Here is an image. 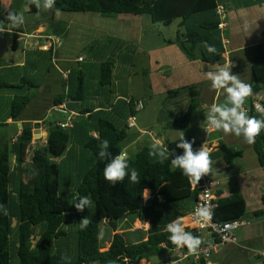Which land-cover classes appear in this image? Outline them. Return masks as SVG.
<instances>
[{
    "label": "crops",
    "instance_id": "0c3cea01",
    "mask_svg": "<svg viewBox=\"0 0 264 264\" xmlns=\"http://www.w3.org/2000/svg\"><path fill=\"white\" fill-rule=\"evenodd\" d=\"M18 3L21 4L9 0L8 8L4 11V1L1 0L0 14L3 17L7 19L8 13L14 11L22 14L25 22L19 29L14 28L12 33H0V46L12 52L9 57H5V51L0 50V86H18L23 79L35 85L30 78L23 76V70L28 66L39 70L31 79L36 76L40 79L36 88L24 92L29 95L30 103L18 121L8 119L10 106L7 98L10 96L0 92V121L8 119L9 126L6 128L14 129L11 143L17 140L23 129L30 128L34 135L35 124L41 125V138L32 140L30 154L33 157L36 152L47 147L51 126H60L68 119L72 120V126L67 128L72 130L67 152L53 162L65 174H69L64 193L73 196L74 203L77 180H82L94 164L92 153L85 148L90 127L89 115L109 120L119 129L125 130L127 137L122 142L123 151L127 156H133L147 143L151 149L157 142L164 147L168 141H176L182 136L180 129L170 126L189 107L188 92L173 95L179 89L195 86L207 111L213 103L222 104L225 101L223 90L219 94L213 90L206 76L207 72L215 71L217 64L207 63L202 58L191 60L178 44L170 42L178 32H186L180 19L173 22L180 28L175 32V38L166 40L164 37L148 36L158 24L153 22L150 15L119 14L106 17L93 12L60 11L61 15L57 16L55 7L45 8L46 0H39L40 9H36L35 2L31 0ZM223 4L228 9L223 19L225 60L220 66L227 65L232 74L239 76L252 88L253 57L264 40V0H239L232 3L227 0ZM0 22V26L5 29L11 23ZM171 25L165 27L170 28ZM48 35L60 40L55 54L42 49L43 38ZM79 58H83V61L79 62ZM106 62L113 63L112 83L107 86L100 79L101 66ZM79 78L84 83L83 100L74 102L69 99L57 105L55 101L66 91L68 82L71 92L77 94ZM137 101H142L144 108L138 114L137 127L129 129L127 120L134 113ZM157 101L160 103L156 105ZM263 102L264 90L252 93L247 97L244 109L250 117L264 119V110L255 108L257 104L263 106ZM167 104L170 109L166 118H163ZM153 108H158L154 117ZM3 113L6 115L4 119L1 116ZM156 126L162 127V131L157 132L154 129ZM203 126L206 131L207 124ZM2 130L0 145H4L9 137ZM205 134L202 136L203 141ZM92 135L98 136L97 132ZM206 145L211 160L210 176L217 183L214 189L217 205L244 200L247 212L242 219L249 222L237 230V242L219 246L207 264H252V258H258L253 251L264 249V166L261 158L255 150V143L247 144L243 137L226 135L222 131L211 132ZM228 155L229 159H226ZM38 172L32 161L22 163L16 178L30 183ZM183 189L192 193L196 191V186L193 187L188 181ZM148 193L145 200L151 197V192ZM259 211H263V214H257ZM138 222L142 224L141 228L136 227ZM183 225L184 229H191L189 215L183 219ZM122 226L124 228L120 232L130 233L140 229L146 232L150 227L139 220L133 224L126 220L119 230ZM197 236L201 240L207 237L205 233ZM109 247L110 242L107 249ZM164 253L167 258L162 264L171 254L170 250ZM260 261L264 264V259L260 258ZM141 263L150 264L147 260Z\"/></svg>",
    "mask_w": 264,
    "mask_h": 264
},
{
    "label": "trees",
    "instance_id": "16d2710c",
    "mask_svg": "<svg viewBox=\"0 0 264 264\" xmlns=\"http://www.w3.org/2000/svg\"><path fill=\"white\" fill-rule=\"evenodd\" d=\"M223 1L55 0L54 7L55 10L64 12H93L106 17L119 14L150 15L154 23L165 25L181 19L186 32H178L170 42L178 44L191 60L202 58L207 63L222 65L225 60L224 29L219 28L223 20L217 11L222 6L227 13L228 8ZM0 21L8 20L0 14ZM206 45L214 47L216 51L208 52ZM112 78L113 63H103L101 83L110 85ZM69 81H72L71 77ZM70 82L66 84L63 95L56 99L57 105L69 99L74 102L83 100L82 78L78 79L76 95L70 90ZM3 88L29 92L36 86L23 79L21 85L0 86V89ZM263 90L264 40L253 57L252 93ZM181 92H188L189 107L170 126L180 129L189 142L194 140V149L203 142L202 136L206 133L203 125L208 111L203 107L195 86L179 89L173 95ZM29 103V95L12 100L8 119L18 121ZM262 104L264 107V102ZM88 118L90 127L85 148L92 153L94 164L75 187V203H79L80 197H89L95 206L94 213L89 212L87 206L83 212L73 206V201L61 190V171L53 162L67 152L72 140V130L62 129L57 124L50 127L47 147L33 155L32 162L39 172L30 183L17 179L16 174L22 163H26V157H30L27 152L33 139L32 130L23 129L15 142L0 145V205H3L0 207V264H140L142 260L149 261L175 247L168 239L170 233L166 231L167 224L178 217L185 218L191 214L198 194L197 191H184L188 178L179 168L171 166L172 158L183 155V150L177 147L181 137L176 141H168L164 146L169 149V153L168 159L163 162L158 157H151L149 152L152 149L148 147L128 156V175L122 182L112 186L103 176L110 158H99V145L108 140L107 151L115 156L123 151L122 142L126 139L127 132L96 115H89ZM8 119L0 121V131L9 126ZM94 132H97V137L92 135ZM255 150L264 166V130L256 138ZM226 159H229V155ZM132 169L138 173L136 183L131 182ZM145 189L151 192L148 200L144 197ZM62 196L70 200L66 202V206L62 203ZM5 212H8L7 216ZM246 212L245 201L237 200L218 205L212 211V219L216 223H225L243 218ZM87 214L90 215V223L82 229L79 223L87 218ZM257 214H263V211ZM126 220L131 224L139 220L150 227L146 232L140 229L127 236L126 232H118L121 223ZM66 224H70V230L66 229ZM103 224H108L115 232L106 251H103V242L98 238ZM185 231L197 236L191 229ZM207 262L203 260L200 264Z\"/></svg>",
    "mask_w": 264,
    "mask_h": 264
},
{
    "label": "clouds",
    "instance_id": "9594fccd",
    "mask_svg": "<svg viewBox=\"0 0 264 264\" xmlns=\"http://www.w3.org/2000/svg\"><path fill=\"white\" fill-rule=\"evenodd\" d=\"M36 7L40 9L39 0H34ZM55 0H46L45 8L52 9ZM56 15L60 16V10H56ZM11 23L7 29L0 26V33L7 31L12 33L13 29H19L24 24V16L9 12L7 16ZM2 23V22H0ZM223 26V25H221ZM208 52L214 53L216 49L212 46L206 45ZM215 71L206 73L207 79L211 81V88L217 93L223 90L225 94V101L222 104L213 103L206 113L205 123L212 129L222 131L226 135H235L236 137H243L247 144H254L256 138L264 130V119H257L250 117L244 109V104L247 97L252 94V88L249 84L240 80L239 76L232 74V71L227 65H215ZM230 105V106H229ZM207 130V129H206ZM195 141L189 142L185 139V135L181 136V140L177 143V147L183 150V155H177L171 159V166L179 168L182 174L188 178L189 183L195 187L201 181L202 177L208 175L211 171V160L209 150L204 144L199 151L193 150ZM100 151L98 156L101 160L109 159L110 162L106 164L103 176L104 179L115 186L117 182H122L128 175L129 163L128 156L125 151L112 156L107 151L109 148L108 140H104L99 145ZM169 149L159 145V142L152 145V150L149 152L151 157H158L161 162L168 159ZM138 180V173L135 169L131 170V182L136 183ZM144 197H148V190H144ZM91 200L89 197H80L79 203H74L78 211L83 212L85 207H91ZM3 207V205H0ZM8 212H5V216ZM195 215L203 222L207 223L212 219V213L208 206H198ZM183 217H178L176 220L167 224L166 231L170 233L168 239L177 248L186 246L189 255L197 254V251L202 244V240L198 236H194L191 232L184 229ZM90 223L88 218L83 219L79 224L82 229L86 228ZM231 227V225H225ZM104 232L101 229L98 238H103Z\"/></svg>",
    "mask_w": 264,
    "mask_h": 264
},
{
    "label": "built area",
    "instance_id": "2783aa9c",
    "mask_svg": "<svg viewBox=\"0 0 264 264\" xmlns=\"http://www.w3.org/2000/svg\"><path fill=\"white\" fill-rule=\"evenodd\" d=\"M217 12L219 16L222 18V20L226 17V10L224 7L219 6ZM219 28L222 30L225 28L224 21L220 23ZM59 42L60 40L56 36H51V35L44 36L42 49L55 54V48L59 44ZM82 61L83 58H79V62ZM66 78L67 79L69 78L68 74L66 75ZM143 108H144V104L142 101H137L135 103V111L133 114L130 115V117L127 120V127L129 129H134L137 127V122H138L137 113L142 111ZM255 108L258 111L264 110L261 104H257ZM71 126H72L71 119H68L66 122L60 125L62 129H67ZM206 129H207L205 134L206 137H204V141L200 145L194 147L193 149L194 152L199 151L200 148L204 144H206V141L208 140L211 132L215 130L210 128L208 125ZM206 147L208 148L207 145ZM216 184H217L216 181H214L211 178L209 173L208 175L203 176L199 184L196 185V191L198 194H197V200L194 210L191 214H189L192 223L190 228L191 230L195 231L197 235H201L202 233H205L207 235L206 238L202 239L203 242L200 245L197 254L189 255L186 246L181 248H177L175 246L173 249L170 250L171 252L170 257L163 264H189V263L200 264L201 261L203 260L209 261L212 254L219 246L236 243L237 230L243 225L249 224V222H247L242 218L233 221H228L225 223H216L213 221V219H211V221L205 223L195 215V211L198 206H208L210 208L211 213L218 206L214 196V189L216 187ZM225 225H231V227L226 228ZM253 254L255 257L264 259V249L254 250Z\"/></svg>",
    "mask_w": 264,
    "mask_h": 264
},
{
    "label": "rangeland",
    "instance_id": "374dc122",
    "mask_svg": "<svg viewBox=\"0 0 264 264\" xmlns=\"http://www.w3.org/2000/svg\"><path fill=\"white\" fill-rule=\"evenodd\" d=\"M4 1V5H5V7H4V11H6L7 10V8H8V4H9V0H3ZM15 1V3H17V4H21V3H18V2H21L22 0H14ZM31 1H34V0H31ZM224 1H226L227 2V0H224ZM229 2H234V1H239V0H228ZM241 1H249V0H241ZM180 23H182V20L180 19V21H179ZM180 28L178 27V24L177 23H173L172 25H171V27L170 28H168V27H165V25L164 24H162V23H158V24H156V28L154 29V30H152L150 33H148V36H155V37H157V38H159V37H161V38H165L166 40H168V39H170V38H175V32L176 31H178ZM2 41V40H1ZM2 45V44H1ZM0 50L2 51H5L3 48H2V46H0ZM11 51H5V57H9L10 55H11ZM39 72V70H37V69H35L34 67H32V66H28L25 70H23V76L24 77H26L27 79H29V80H32L33 82H34V84H35V86L37 85V84H39L38 82H39V79L40 78H38L37 76L36 77H33L32 79H31V77L35 74V73H38ZM0 92H3V93H7V95L8 96H10V97H8L7 98V101H9V106H10V102L12 101V100H14L15 99V97L17 96V97H19V96H25V95H27V93H24V92H22V91H13L12 92V90H0ZM14 92H17V93H14ZM158 103H160L159 101H157L156 102V105L158 104ZM170 109V107H168V104H167V108H166V110H165V113H164V115H163V118H166V116L168 115V110ZM9 110H10V108H9ZM157 111H158V108H153L152 109V112H154V113H152V117H154V115H155V113H157ZM167 113V114H166ZM138 114L139 113H137V118H138ZM1 116H3V119L6 117V115H5V113H3V114H1ZM154 129L158 132H160V131H162V127H159V126H156V127H154ZM2 133H4V134H9V137L7 138V143L8 144H10L11 143V141H10V139H11V137L13 136V134H14V129H8V128H4L3 130H2ZM4 139V138H3ZM33 140V139H32ZM3 142V141H2ZM32 142L29 144V146H28V154H30V150H31V147H32ZM148 146H150V144H148L147 143V146L146 147H148ZM27 148V147H26ZM25 148V149H26ZM122 148H124V146L122 145ZM140 148H142V146H140ZM143 149V148H142ZM135 155V154H134ZM27 158V160L25 159V162H27V163H30V161H32V159H33V157L31 156V154H30V157L28 158V156L26 157ZM59 168H60V170H61V190H62V192L65 190V185L67 184V181L66 180H69L68 178H69V174L68 173H66L65 174V172H63V170H62V168L59 166ZM71 168V167H70ZM74 175H76V174H74ZM78 181H80L79 179L77 180V182ZM69 197V199H71V201H73V203H74V200H73V198L72 197H70V196H68ZM67 197H65V196H62V203L66 206V202L67 201H70ZM146 199V198H145ZM92 202V201H91ZM94 208H95V206H94V203L92 202L91 203V207H89V212H93L94 213ZM86 217L87 218H90V215H86ZM93 221H95V220H93ZM123 223L124 222H122L121 223V225H123ZM15 225H16V222H15ZM141 226H142V224L140 223V222H138L137 223V225H136V227L137 228H141ZM66 229L67 230H70V227L68 226V224H66ZM102 229H103V232H104V235H103V238H101V240H102V242H103V245L105 244L106 245V248L104 247V249H103V251H106V250H108L107 248H108V245H109V242H110V240H111V238H112V235H113V233H115V232H113V230L110 228V226L107 224H103L102 226ZM123 226L121 227V229L118 231V232H120L121 230H123ZM126 235L127 236H129L130 235V232H126ZM167 258V255L165 254V253H163L162 255H159V256H156V257H153V258H151L150 260H149V263L150 264H162V261L163 260H165ZM213 258V257H212ZM210 260V259H209ZM214 259H211V261H213ZM258 263H261V264H263L262 263V261H260V258L258 259V258H252V264H258ZM142 264V263H141Z\"/></svg>",
    "mask_w": 264,
    "mask_h": 264
},
{
    "label": "water",
    "instance_id": "95a60500",
    "mask_svg": "<svg viewBox=\"0 0 264 264\" xmlns=\"http://www.w3.org/2000/svg\"><path fill=\"white\" fill-rule=\"evenodd\" d=\"M34 128L35 130H34L33 139L34 140L40 139L41 138V131H40L41 125L37 123L35 124Z\"/></svg>",
    "mask_w": 264,
    "mask_h": 264
},
{
    "label": "bare ground",
    "instance_id": "6f19581e",
    "mask_svg": "<svg viewBox=\"0 0 264 264\" xmlns=\"http://www.w3.org/2000/svg\"><path fill=\"white\" fill-rule=\"evenodd\" d=\"M1 126V125H0ZM7 127V126H6ZM8 147V146H7ZM16 150V149H15ZM13 151V150H12ZM10 152H11V150H10ZM12 154V153H11ZM71 157V156H70ZM72 158V157H71ZM70 159V158H69ZM73 159V158H72ZM73 162V161H72Z\"/></svg>",
    "mask_w": 264,
    "mask_h": 264
}]
</instances>
